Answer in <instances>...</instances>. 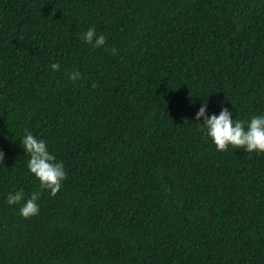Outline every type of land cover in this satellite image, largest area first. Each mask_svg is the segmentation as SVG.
Returning <instances> with one entry per match:
<instances>
[{
    "label": "trees",
    "instance_id": "1",
    "mask_svg": "<svg viewBox=\"0 0 264 264\" xmlns=\"http://www.w3.org/2000/svg\"><path fill=\"white\" fill-rule=\"evenodd\" d=\"M205 102L264 115V0H0V264H264V154L218 152ZM27 132L64 165L55 197Z\"/></svg>",
    "mask_w": 264,
    "mask_h": 264
},
{
    "label": "clouds",
    "instance_id": "2",
    "mask_svg": "<svg viewBox=\"0 0 264 264\" xmlns=\"http://www.w3.org/2000/svg\"><path fill=\"white\" fill-rule=\"evenodd\" d=\"M82 40L94 48L104 47L106 37L101 34L97 36L95 28H89L82 36ZM113 55L117 53L115 48L106 49ZM53 71H58L59 64H52ZM69 78L75 82L82 79L81 74L72 72ZM95 87V85H92ZM207 102L203 103L196 113V120L203 118L200 124L204 134L211 139L218 152H227L229 147L243 149L248 153L264 154V115L253 116L250 121L233 120V113L228 108H222L219 115H206ZM21 146L30 157L27 168L36 180L39 181L41 190H48L52 197H55L61 190L62 183L67 179L62 162L49 153L47 145L43 140L37 139L30 132H27L21 140ZM4 153L0 151V160H3ZM40 192H34L30 198L25 200L23 190L10 193L7 197V204L21 205L19 212L24 219H30L39 214L40 208L37 201Z\"/></svg>",
    "mask_w": 264,
    "mask_h": 264
}]
</instances>
